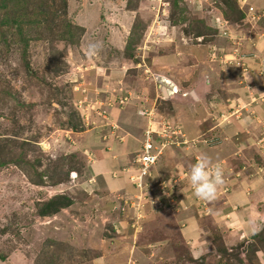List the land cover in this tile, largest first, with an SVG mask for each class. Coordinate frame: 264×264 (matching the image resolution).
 Wrapping results in <instances>:
<instances>
[{
  "label": "crops",
  "instance_id": "1",
  "mask_svg": "<svg viewBox=\"0 0 264 264\" xmlns=\"http://www.w3.org/2000/svg\"><path fill=\"white\" fill-rule=\"evenodd\" d=\"M206 1L212 4L211 0ZM253 1H257L255 5L259 8L264 7L260 0ZM194 5L199 8L196 1ZM218 16L224 14L214 10L212 17ZM230 21L231 32L237 33V37H249L247 40L250 42L244 40L245 48H242V55L250 58L248 74L242 75L240 66L224 60L225 56L229 57L226 53L233 56L236 43L218 34L207 20L204 27L211 30L201 26L206 32L200 36L197 32L198 43L190 41L187 44L186 36L189 35L181 37L187 33L184 29L178 25L168 28L166 21L157 16L158 34L161 35L157 40L152 35L149 38L150 34L146 35L137 46V50L145 51L154 63L150 69L143 63L137 68H143L147 78L143 82L138 78L140 82L132 85L129 72L120 67L123 74L117 69L119 74L116 79L109 76L106 82L99 84L105 88L87 93L86 99L94 97L99 104L82 113L84 130H69L67 133V137L75 142L76 149L71 153L78 156L82 161L80 163L84 164L83 168H70L65 182L42 188L48 192L58 190V194L65 192L63 188H66L73 193L72 186L83 184L86 189L80 190L87 196L92 195L91 214L101 215L103 222L112 223L116 233L114 237L109 238L108 235L102 239L98 231L91 236L101 252L95 264H264V246L260 247L264 245V164L253 160L258 151L249 148V142L258 139L263 130L253 134L243 121V124L218 127L213 125L212 116L207 118L211 110L225 112L224 118L233 117L238 112L234 108L239 102L264 119V104L258 107L252 104L262 98L257 95V90L264 88V61L260 59H264V42L254 37L257 28L248 29L242 22ZM184 24L187 23L184 21ZM213 36L216 39L213 40ZM176 39L185 43L176 42L175 46H171L169 40ZM166 47L169 49L163 53ZM215 50L219 51V56L211 60V53ZM251 52L254 60L250 57ZM194 63L200 67L197 77ZM152 68L160 73L159 78L154 76L153 82L148 78ZM161 78L164 83H159ZM166 80L171 81L170 88ZM173 87L178 89V93L172 92ZM151 90H154V101L165 102L168 106L166 113L158 108L159 113L155 102H148L152 99L149 96ZM189 92L192 98L186 95ZM127 95L132 96L130 102L120 105L119 100ZM108 98L112 101L116 99L117 103L103 111L108 113L110 120V123H105L107 119L101 116L100 110L105 107ZM147 107L157 113L154 117L157 130L161 128L162 119H167L182 125L187 137L198 143L187 148H167L146 178V190L141 191L131 182L127 169L136 166L146 140V131L151 125L150 120L140 113V109ZM229 108L232 115L229 113L231 110L226 113ZM113 124L120 126L115 132ZM212 141L215 146L202 144ZM201 155L209 157L212 167L224 161L235 171L229 175L228 182L222 180L214 198L207 201L195 197L186 177L190 165ZM178 177L181 181H174ZM169 180L171 182L167 184ZM163 182L168 186L166 194L162 193ZM226 184L231 191L220 193ZM158 185L160 188L154 197ZM141 193L149 199L143 207L147 219L138 231L133 229L134 223L138 225L136 221L141 220L139 217L143 212L139 213L130 202ZM251 246L255 247L253 252ZM234 251L239 252L238 257L230 259L229 254Z\"/></svg>",
  "mask_w": 264,
  "mask_h": 264
},
{
  "label": "rangeland",
  "instance_id": "2",
  "mask_svg": "<svg viewBox=\"0 0 264 264\" xmlns=\"http://www.w3.org/2000/svg\"><path fill=\"white\" fill-rule=\"evenodd\" d=\"M43 1L49 7L45 12L48 17L36 19L31 16L32 9H37L34 0H20L6 9L7 14L5 10L0 12V264H95L94 261L101 252L100 246H96L97 242H92L91 236L98 231L102 239L108 235L109 238L114 237L116 233L112 223L103 222L101 215L91 214L92 195H86L83 184L72 186L73 193L66 188L60 194L58 190L48 192L42 188L65 182L70 168H83L84 164L80 163L82 161L71 153L76 147L73 139L67 137L68 131L72 130L68 127L69 123L79 120L83 122L82 113L90 107L98 106L99 101L94 97L86 99L87 93L105 88L99 84L106 82L109 76L116 79L119 74L116 70L122 71L120 67L126 73L129 72L132 85L136 86V83L147 78L143 68H137L143 63L150 69L154 63L151 57L145 55V51L137 50V46L146 35L150 34L149 38L152 35L156 40L161 35L158 34L157 16L166 21L168 28L178 25L184 29L187 33L181 37L189 35L186 36L187 44L190 41L194 44L198 43L197 32L198 36L206 32L202 27L205 20L211 23L214 10H219L226 16L227 10H231L236 0H211V5L205 0H199L198 9L194 5L195 0H179L177 5L175 0ZM250 1L257 11L264 9L255 5L258 4L257 1ZM260 1L264 3V0ZM41 2L38 0V4ZM6 15H12L9 21ZM228 17L236 23L241 21L233 11ZM254 24L258 31L254 37L263 43L264 17ZM232 32L236 34H232L237 49L234 53H240L241 62L245 58L248 63L250 58L246 54L242 55V48L244 40L250 42L247 40L249 37H237V33ZM212 39L216 38L213 36ZM132 40L136 49L133 57L129 54L127 45ZM95 41H101L102 48L98 55L89 57L86 55V45ZM169 41L171 46H175L176 42L185 43L178 39ZM156 44L154 49L157 48ZM168 49L166 47L163 53ZM226 54L228 59L232 57L230 53ZM250 57L255 59L253 54ZM260 59L264 61L263 58ZM194 66L198 71L195 73L197 77L200 67L196 63ZM123 73L122 71L121 74ZM158 74L160 73L152 68L148 78L153 82L154 76L157 77ZM226 83L228 85L227 81ZM260 91L264 93V88L257 90V95L262 98L252 103L257 104L256 107L264 104V95ZM153 94L154 90L149 94L152 99H148V102H155L157 111L160 113V108L166 113L168 106L165 102L160 104L154 101ZM188 94L192 98L190 92L186 95ZM223 96L227 97L226 94ZM131 97L127 95L121 98L119 104H127ZM180 97L181 95L178 96ZM115 102L117 103L116 99L112 101L108 98L105 107L100 110L101 116L107 119L104 120L105 123H110V120L108 113L103 111L111 109ZM236 105L234 109L238 112L233 117L224 118L225 112L223 114L211 110L207 113V118L212 116L210 119L213 125L218 127L244 122L253 134L260 130L264 132V119L257 117V114L239 102ZM143 110L150 111L152 117L157 115L153 108L140 109ZM228 112L232 115L231 108L226 113ZM165 117L167 118L166 115ZM155 122L151 123L154 128L157 126V121ZM83 126L85 127L84 122ZM113 126L114 132L120 127L118 124ZM181 127L185 133L182 125ZM263 132L259 133L258 139L249 142V148L258 151L254 155L256 159L253 157V160L260 162L258 164H264ZM202 144L215 146L214 141ZM215 167L222 168V180L227 182L229 175L235 173L224 161ZM227 187L226 184L223 192L231 191ZM159 188L160 186L154 197ZM60 195L67 200L66 206H57L56 211L48 209L49 206L45 207L46 203ZM148 199V196L145 200L142 199L144 206ZM138 200L136 196L130 203L139 213L143 212L139 217L141 220L136 221L138 225L134 223L133 227L141 231L147 213L140 207ZM151 200L152 197L150 202ZM44 208L50 210V215L42 213ZM113 213L111 214L114 215ZM254 248L251 246V252ZM238 254V251H234L229 254V258H237Z\"/></svg>",
  "mask_w": 264,
  "mask_h": 264
},
{
  "label": "built area",
  "instance_id": "3",
  "mask_svg": "<svg viewBox=\"0 0 264 264\" xmlns=\"http://www.w3.org/2000/svg\"><path fill=\"white\" fill-rule=\"evenodd\" d=\"M241 8L244 14H246L247 23L252 26L254 23L258 22L261 18L264 17V9L258 10L248 3V0H239ZM250 20V22H248ZM254 21V22H253ZM214 27L218 30L219 34L223 37L228 38L231 42H235V38L232 36L230 30L227 27V22L223 19L216 18L213 20ZM240 45V43H239ZM237 51V49H236ZM219 51L215 50L211 53V60H216L219 56ZM227 58V59H226ZM225 61H229L230 63H236V65L241 67L242 75L249 72V63L246 62L245 58L243 63L241 62L240 53H234L233 56L228 59L227 56L224 57ZM159 78V77H158ZM160 82V81H159ZM142 115L150 120L155 121L154 117L151 116L150 111L143 110L140 111ZM153 118V119H152ZM179 139V140H178ZM198 143L197 140L189 139L186 133L183 132L181 125L177 123H173L170 121L162 122L161 128L156 129L151 125L148 126L146 131V140L143 144V149L141 154L137 159V164L135 167H131L127 169V173L129 174L130 180L134 183V185L139 188L141 191L146 190V178L150 176L151 170L153 166L157 163V161L165 154V150L170 147H193ZM262 170V169H261ZM174 179V181H178ZM181 181V179H179ZM162 193H168V188L166 183L162 184ZM225 188H222L221 192L224 191ZM226 192V191H225ZM139 205L143 209L144 203L142 199L145 200V196L143 193L138 195Z\"/></svg>",
  "mask_w": 264,
  "mask_h": 264
},
{
  "label": "clouds",
  "instance_id": "4",
  "mask_svg": "<svg viewBox=\"0 0 264 264\" xmlns=\"http://www.w3.org/2000/svg\"><path fill=\"white\" fill-rule=\"evenodd\" d=\"M196 2L199 0H195ZM206 1V0H205ZM207 2V1H206ZM237 5L239 7V9L242 11V13L244 14L240 2L239 0H236ZM248 3L250 5H253L250 0H248ZM216 18H220L223 19L227 22V27L231 32V28H230V23L229 20L226 18V16H218V17H213V19L211 20V26L218 32V30L214 27L213 25V20ZM244 24V26H247L248 23L246 22V18H245V14H244V18L240 21ZM247 28H255V25H251L247 26ZM219 34V32H218ZM232 34V32H231ZM232 43H234L232 41ZM102 48V42L101 41H95V42H89L86 45V55L89 57H94L96 55H98L99 51ZM159 83H164V80L161 78L159 79ZM167 81V80H166ZM171 81H167V86L170 88L171 85ZM172 92L173 93H178V89L177 88H172ZM188 178H189V186L193 192V194L195 195V197H197L198 199L201 200H211L214 198L218 186L223 182L222 181V171L219 167H215L213 168L210 164V159L209 157H207L206 155H201L195 163L190 165L189 168V172H188ZM171 181L169 180L167 182L170 183ZM181 191H183V188L181 189ZM221 192V191H220Z\"/></svg>",
  "mask_w": 264,
  "mask_h": 264
},
{
  "label": "trees",
  "instance_id": "5",
  "mask_svg": "<svg viewBox=\"0 0 264 264\" xmlns=\"http://www.w3.org/2000/svg\"><path fill=\"white\" fill-rule=\"evenodd\" d=\"M20 0H0V12H2V11H4L5 10V14H7V11H6V9L12 4V5H15V3L17 2H19ZM41 1H43V0H40V2ZM178 1L179 0H175V4L177 5V3H178ZM34 2L36 3L35 5H36V8L37 9H32V17H34V18H36V19H38V18H42V16H44V17H48V15L47 14H45V12L47 11V8H49L48 6H47V4L43 1V2H41V3H39L38 4V0H34ZM180 2V1H179ZM38 4V5H37ZM31 10V9H30ZM232 11L233 12H235V13H237L238 14V17L239 18H241V20L244 18V14L242 13V11L239 9V7H238V5H237V2H235L234 3V5L233 6H231V10H227V14H225L226 15V18L229 20V15L232 13ZM9 13H10V11H9ZM41 15V16H40ZM10 16H12V15H6V19H8V21H9V19H10ZM133 40L131 41V43L129 42L127 45H128V48L130 49H128V52H129V54H131V56L133 57V56H135V53H134V49H135V47H134V45H133ZM127 48V47H126ZM127 50V49H126ZM126 50H125V52H126ZM136 50V49H135ZM131 57V58H132ZM69 128H72V130H74V131H82V130H84L85 129V127L83 126V122L81 121L80 122V120L78 121V122H70L69 123V126H68ZM65 197L63 196V195H60V196H58L57 198H55L54 200H52V201H50L49 203H46L45 204V207L46 206H49V208L48 209H50L51 211H56L57 209V206H66L67 205V200L66 199H64ZM69 205V204H68ZM48 209H46V208H44L43 209V211H42V213L44 214V215H50V210H48ZM262 244H263V242H262ZM264 246V245H263Z\"/></svg>",
  "mask_w": 264,
  "mask_h": 264
}]
</instances>
